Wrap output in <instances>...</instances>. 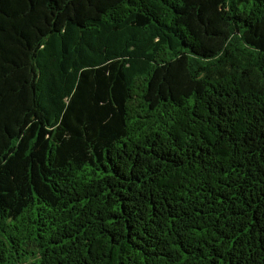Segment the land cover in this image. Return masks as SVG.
<instances>
[{"label": "trees", "instance_id": "16d2710c", "mask_svg": "<svg viewBox=\"0 0 264 264\" xmlns=\"http://www.w3.org/2000/svg\"><path fill=\"white\" fill-rule=\"evenodd\" d=\"M0 264H264V0H0Z\"/></svg>", "mask_w": 264, "mask_h": 264}]
</instances>
